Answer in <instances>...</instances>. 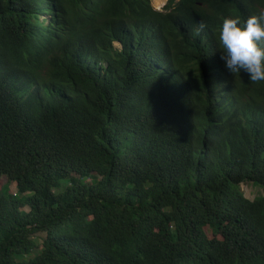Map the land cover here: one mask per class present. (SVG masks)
Listing matches in <instances>:
<instances>
[{
  "label": "trees",
  "instance_id": "obj_1",
  "mask_svg": "<svg viewBox=\"0 0 264 264\" xmlns=\"http://www.w3.org/2000/svg\"><path fill=\"white\" fill-rule=\"evenodd\" d=\"M261 11L0 0V264H264V82L217 42Z\"/></svg>",
  "mask_w": 264,
  "mask_h": 264
},
{
  "label": "clouds",
  "instance_id": "obj_2",
  "mask_svg": "<svg viewBox=\"0 0 264 264\" xmlns=\"http://www.w3.org/2000/svg\"><path fill=\"white\" fill-rule=\"evenodd\" d=\"M217 42L230 74L244 73L251 82H264V11L250 15L244 23L238 18H224Z\"/></svg>",
  "mask_w": 264,
  "mask_h": 264
},
{
  "label": "rangeland",
  "instance_id": "obj_3",
  "mask_svg": "<svg viewBox=\"0 0 264 264\" xmlns=\"http://www.w3.org/2000/svg\"><path fill=\"white\" fill-rule=\"evenodd\" d=\"M167 1V0H166ZM153 5L158 8L161 9L163 7V4H161L159 2V0H152ZM8 178L6 176H3L0 180V187L5 184L7 182ZM10 190L12 192H16V183L15 182H11L10 184ZM241 188L244 191L245 195L251 199H253L254 197H256L257 195H260L264 192L263 188L255 186L251 183L248 182H243L241 184ZM208 230V229H207Z\"/></svg>",
  "mask_w": 264,
  "mask_h": 264
},
{
  "label": "bare ground",
  "instance_id": "obj_4",
  "mask_svg": "<svg viewBox=\"0 0 264 264\" xmlns=\"http://www.w3.org/2000/svg\"><path fill=\"white\" fill-rule=\"evenodd\" d=\"M166 0H159L161 4H164Z\"/></svg>",
  "mask_w": 264,
  "mask_h": 264
}]
</instances>
